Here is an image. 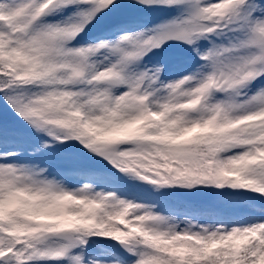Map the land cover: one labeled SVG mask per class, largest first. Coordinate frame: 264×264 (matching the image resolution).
I'll list each match as a JSON object with an SVG mask.
<instances>
[{"label": "snow or ice", "instance_id": "obj_1", "mask_svg": "<svg viewBox=\"0 0 264 264\" xmlns=\"http://www.w3.org/2000/svg\"><path fill=\"white\" fill-rule=\"evenodd\" d=\"M0 264H264V0H0Z\"/></svg>", "mask_w": 264, "mask_h": 264}]
</instances>
